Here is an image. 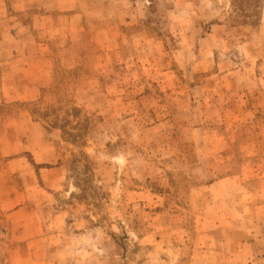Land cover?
<instances>
[{
    "label": "rangeland",
    "instance_id": "1",
    "mask_svg": "<svg viewBox=\"0 0 264 264\" xmlns=\"http://www.w3.org/2000/svg\"><path fill=\"white\" fill-rule=\"evenodd\" d=\"M0 264H264V0H0Z\"/></svg>",
    "mask_w": 264,
    "mask_h": 264
},
{
    "label": "trees",
    "instance_id": "2",
    "mask_svg": "<svg viewBox=\"0 0 264 264\" xmlns=\"http://www.w3.org/2000/svg\"><path fill=\"white\" fill-rule=\"evenodd\" d=\"M75 110H77L76 108H75ZM42 117L44 116L45 118H48V114L47 113H44V115H41ZM52 127H55V126H52ZM63 131V133H64V135L66 134L67 135V139L69 140V141H71L70 139L72 138V136H74V135H72L71 133H69V132H67V130H62ZM73 142V141H72Z\"/></svg>",
    "mask_w": 264,
    "mask_h": 264
}]
</instances>
